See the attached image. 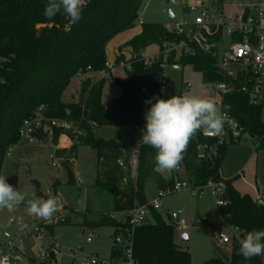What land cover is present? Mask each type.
Here are the masks:
<instances>
[{
    "label": "trees",
    "instance_id": "16d2710c",
    "mask_svg": "<svg viewBox=\"0 0 264 264\" xmlns=\"http://www.w3.org/2000/svg\"><path fill=\"white\" fill-rule=\"evenodd\" d=\"M47 2L0 0V175H3L8 150L21 142L19 131L24 121L30 119L39 106L45 105V114L49 118L66 120L78 132H65L73 139L69 148L63 146L68 140L61 128H56L51 136H38L44 142H53L57 156L76 151L80 145L95 150L96 186L113 195V212L103 215L97 222L85 221L84 224L92 228L121 229L128 226V217L123 214L136 205L148 203L146 185L154 182L159 190L166 189L174 184L178 174L166 178L162 172L153 171L156 155L153 147L135 141L120 142L98 132L117 128L131 133V129L145 127L143 109L150 107L145 101L154 95H162L157 79L165 74L167 64L181 67L189 64L202 73L207 83L235 85L234 91L221 94V110L238 121L245 133L255 140L257 150L264 151V103H253L249 94L242 91L244 85L252 87L248 82L250 71L233 77L219 70L217 45L223 41L221 32L208 38L212 48L206 52L196 43L189 42L186 33L170 32L158 23L141 24L140 33L118 47L114 65L124 64L126 70V79L121 80L114 77L106 65L109 63L107 46L119 34L137 27L145 0H86L77 23H72L62 14L51 19L45 17ZM183 40L188 42L192 55L176 57L173 52L168 57L164 56L165 43ZM152 47H157L162 56L147 62L145 53ZM126 52L130 53L128 59ZM88 67L91 69L87 70ZM79 70H83L85 75L108 72L120 87V95L104 103L105 78L96 81L88 78L81 83L78 101L63 100V93ZM236 143L217 144L215 138L205 137L200 130L191 139L179 165L184 176L181 178L194 187L223 184L221 196L225 204L218 205V211L227 225L238 229L230 245L229 257H213L203 264H263V256L246 260L238 254V238H243L247 231L253 229L264 230V204L250 194L241 193L235 187L234 179L223 176L222 164L229 146ZM205 145H212L214 149H204ZM133 149L137 150L136 174L132 179L128 168L125 181L121 161L128 165ZM66 168L69 183H75L71 166L66 165ZM113 214L122 217L113 218ZM151 219L134 235L132 255L135 263L193 264L191 254L174 241L175 222H166L157 210L152 211ZM54 223L47 225L51 231ZM122 255L121 248L114 246L112 257L121 260Z\"/></svg>",
    "mask_w": 264,
    "mask_h": 264
},
{
    "label": "rangeland",
    "instance_id": "374dc122",
    "mask_svg": "<svg viewBox=\"0 0 264 264\" xmlns=\"http://www.w3.org/2000/svg\"><path fill=\"white\" fill-rule=\"evenodd\" d=\"M190 1H192L191 4L194 3V0ZM258 1L225 0V3L255 5ZM170 11L174 19H169ZM139 15L144 24L158 23L171 28L181 22H192L196 12L187 11L181 3L173 4L169 0H145ZM140 29L141 24L138 23L135 29L121 33L110 41L107 46V58L110 61L114 60L118 47L134 37ZM228 50L226 43L220 46V52ZM148 54L150 57L146 59L150 60H158L162 56L157 47L148 51ZM176 66L175 64L166 65L165 75L168 84L162 99H168L172 95L199 96L212 99L221 109V93L217 90L216 83L205 82L202 73L189 64L180 66L179 69ZM110 70L111 72L113 70L114 75L119 79L126 78L124 67L115 66L112 62ZM101 73L107 74L104 71ZM90 74L94 80V74L97 73H88L82 79L90 77ZM99 77L100 74H97V78ZM79 91H81V82L80 78L76 77L71 81L62 98L67 102L78 101ZM120 92V87L112 80V77L106 76L105 99L116 97ZM149 108L143 109L144 119ZM262 121L264 122V105ZM144 128L131 129L133 133L117 128L103 129L98 134L106 138H115L120 142L139 143L143 134L141 130ZM136 155L137 150L133 149L129 166L121 161L125 181H127L128 168L131 178L135 177ZM52 156H56V148L51 140L36 144L19 142L11 148L10 154H7L5 158L3 175L7 176V182L18 191L27 193V198L47 199L49 196L58 198L59 211L56 213L55 221L50 222V225L55 222L53 231L46 226V231L53 237L54 242L41 234L36 235L34 231L29 232L28 229L18 228L19 222H25L30 228L34 222L43 221L29 214L26 198L25 202L14 208L0 209V246L16 243L22 256V264H81L84 256L94 253H98L104 260H109L114 243L112 228H92L84 224L85 221L97 222L103 215L112 213L114 209L113 195L96 186V151L89 146L80 145L76 151L67 152V162L62 163L60 168L53 165ZM56 159L61 161L59 156ZM66 165L71 166L80 182L69 183ZM222 171L225 178L234 179L235 187L241 193L259 197L264 202V151L257 150L253 138L245 137L240 142L229 146L228 154L222 164ZM163 173L170 175L168 170H163ZM257 174L258 178H256ZM202 191L200 195H193L189 189L168 193L161 198V207L158 210L168 223L176 222L173 217L178 213L179 217L185 220V228L175 232L174 241L181 249L191 254L193 264H203L218 256L224 259L229 257L231 244L222 243L220 234L224 232L230 237L237 234L233 227L225 223L218 211L217 203L222 194H215L214 184L205 185ZM158 192L159 188L154 182L148 183L145 188L148 202L154 200ZM11 219H14V222H11ZM184 235L188 236L187 241L182 240ZM88 237H92V243L86 241ZM56 245L58 250L55 249ZM48 246L53 247L51 251L47 249Z\"/></svg>",
    "mask_w": 264,
    "mask_h": 264
},
{
    "label": "built area",
    "instance_id": "2783aa9c",
    "mask_svg": "<svg viewBox=\"0 0 264 264\" xmlns=\"http://www.w3.org/2000/svg\"><path fill=\"white\" fill-rule=\"evenodd\" d=\"M171 3H181L185 10L196 12L195 19L190 23H179L173 27L168 28L170 32H176L178 34L186 33L189 38V42H194L202 50L208 52L211 50L212 45L208 43V38L217 35L221 32L223 41L217 45L218 55V67L224 74L236 77L240 72L250 71L249 81L252 83V87L247 85L242 87V91L249 94L250 100L253 103L264 102V0H259L255 5L238 4L228 6L223 3V0H194L191 4L190 0H169ZM139 24H144L143 19L140 17ZM241 37V40L236 38ZM227 44L228 51L220 52V46ZM175 52L179 57L183 54L192 55L193 51L188 42L183 40L179 43L170 42L165 43L163 46V54L165 57L170 56ZM153 60V59H151ZM147 62L150 59H146ZM107 67L110 69L112 66L107 63ZM91 68L88 67L87 70ZM84 71L79 70L77 77H84ZM157 83L160 86L161 94L163 95L164 89L168 84L166 75L163 74L157 79ZM217 84V90L221 94L230 93L235 90V85L232 83L220 82ZM189 87V85H188ZM162 95H154L150 99L155 103V98L162 99ZM81 93L79 91V98ZM151 107V105H150ZM45 105L39 106L34 115L24 121L20 128L19 135L20 141L28 144H36L44 142L39 135L51 136L56 128L64 130V134L67 135L68 131L73 133L78 132L72 123L66 120H60L57 118H49L45 114ZM228 114V113H227ZM228 117L231 123H226L224 131L216 136H208L205 131L203 135L209 138H215L217 144H223L228 142H240L241 140L250 139L251 137L245 133L244 128L234 119L230 114ZM64 134L61 136L64 137ZM65 138L68 140L64 147L69 148L73 144V139L67 135ZM201 148V147H200ZM204 149H214L212 145H205ZM11 148L8 150L10 154ZM56 156H52L53 165L61 167L62 163L67 161V153L59 156L61 161L56 159ZM137 162V160H136ZM178 177L175 179L174 184L163 190H159L157 197L143 205H136L132 210L123 214L128 217V226L117 229L118 234L114 237V246L121 248L122 259L119 261H105L98 254L94 253L90 256H84L81 264H136L133 259V239L138 228L148 223L151 219L153 210H159L161 207V198L168 193L177 192L185 189H189L193 195L202 194L203 187H194L186 179L181 178L183 171L182 167L178 166L174 169ZM76 181L80 180L76 177ZM211 184V183H210ZM214 184L215 194H223L224 187L222 183ZM261 202V200H259ZM218 205H224L222 196L218 199ZM57 214L51 219L55 221ZM113 218L122 217V215H112ZM50 221H41L39 223L34 222L30 228H27L29 232L34 231L36 235L41 234L44 237L53 240L52 236L46 231V226L50 224ZM14 222V219L10 220ZM26 224L25 222H19L18 228L21 230L20 225ZM185 220L180 217L175 222L176 231L183 230L185 228ZM238 231L237 228H234ZM233 237L228 236L224 232L220 234V240L222 243L232 242ZM88 243H92V237H88ZM54 242V240H53ZM52 247V246H51ZM53 248V247H52ZM58 250V246H55ZM0 264H22V256L17 249V244H7L4 247L0 246Z\"/></svg>",
    "mask_w": 264,
    "mask_h": 264
},
{
    "label": "clouds",
    "instance_id": "9594fccd",
    "mask_svg": "<svg viewBox=\"0 0 264 264\" xmlns=\"http://www.w3.org/2000/svg\"><path fill=\"white\" fill-rule=\"evenodd\" d=\"M85 3L86 0H48L43 14L50 19L58 14L66 15L72 23H77ZM145 103L151 107L145 113L146 125L141 130L143 134L139 143L156 150L155 172L177 168L198 131L216 136L224 131L226 123H231L227 112L208 98L172 95L168 99L156 97L155 103L148 99ZM6 177L0 175V209L16 207L25 202L28 195L9 184ZM27 208L29 214L50 221L59 211V201L55 196L27 198ZM20 228L27 229L28 225L21 224ZM238 242V254L246 260L264 256V230L247 231Z\"/></svg>",
    "mask_w": 264,
    "mask_h": 264
},
{
    "label": "crops",
    "instance_id": "0c3cea01",
    "mask_svg": "<svg viewBox=\"0 0 264 264\" xmlns=\"http://www.w3.org/2000/svg\"><path fill=\"white\" fill-rule=\"evenodd\" d=\"M223 3H225V0H223ZM226 4V3H225ZM228 6H231L232 4L231 3H229V4H227ZM140 31H141V29H140ZM140 31L139 32H137V33H135V35H137L138 33H140ZM131 39V38H130ZM154 48H156V47H152V48H149L147 51H146V53H145V58H147V57H150V55L148 54V51H152V50H154ZM158 49V48H157ZM117 54V53H116ZM116 54H115V56H116ZM126 58L128 59V58H130V53L129 52H126ZM114 60H115V57H114ZM114 60H112V61H110L109 59H108V61H109V64L112 66V62L114 63ZM119 66H121V67H124L125 65L124 64H121V65H119ZM177 68V67H176ZM111 69H112V67H111ZM177 69H179V68H177ZM113 70H115V69H113ZM113 70H112V72H111V74L114 76V77H116L115 75H114V72H113ZM97 74H100V77L99 78H97ZM97 74H94L95 76H94V81H96V80H100V79H102V78H105V80H106V76H111L110 74H108V72H107V74L106 73H97ZM91 75L92 74H90V77L89 76H87V78L86 79H88V78H90V79H92V77H91ZM96 77V78H95ZM83 78V77H82ZM82 78H80V82L82 83V81L83 80H85V79H82ZM116 78H118V77H116ZM119 79V78H118ZM126 79V78H125ZM125 79H123V80H125ZM92 81H93V79H92ZM106 85V84H105ZM121 93V92H120ZM120 95V94H119ZM118 95V96H119ZM116 96V95H115ZM118 96H116V97H118ZM116 97H110V98H108V99H105V97H104V93H103V102L104 103H107L108 101H110V100H112V99H114V98H116ZM72 98H75L74 96H72ZM145 120V119H144ZM146 121V120H145ZM108 131V130H107ZM135 134V133H134ZM62 141L64 142V139L62 138ZM162 173H163V171H161ZM222 173H223V171H222ZM169 174L170 175H165L164 173H163V175L166 177V178H170L172 175H174L175 174V171L174 170H171V171H169ZM224 176V175H223ZM76 177V176H75ZM182 177H184L183 176V174H182ZM225 178V177H224ZM256 178H258V174H257V176H256ZM226 179H230V178H226ZM234 185H235V182H234ZM243 194H247V193H243ZM252 196V195H251ZM254 197V196H253ZM255 199H258V200H261V203H263L264 204V202H263V200L261 199V198H259V197H254ZM117 229H115V228H112V232H113V236H114V233H115V231H116ZM87 241V240H86ZM93 242V241H92ZM113 247H114V243H113V246H112V248H111V257H110V259L109 260H105V261H108V262H111V261H115V259L112 257V250H113ZM96 254H98V253H96ZM99 255V254H98ZM104 260V259H103ZM116 261H119V260H116Z\"/></svg>",
    "mask_w": 264,
    "mask_h": 264
},
{
    "label": "water",
    "instance_id": "95a60500",
    "mask_svg": "<svg viewBox=\"0 0 264 264\" xmlns=\"http://www.w3.org/2000/svg\"><path fill=\"white\" fill-rule=\"evenodd\" d=\"M169 19H174V15H173V13H172L171 11L169 12ZM176 67H177V68H180V66H176ZM179 216H180L179 213L176 214V215L173 217L174 220L177 221V219L179 218ZM117 234H118V230L115 231V233H114V237L117 236ZM182 240L187 241V240H188V236H187V235H184V236L182 237ZM47 249L50 250V246H48Z\"/></svg>",
    "mask_w": 264,
    "mask_h": 264
}]
</instances>
